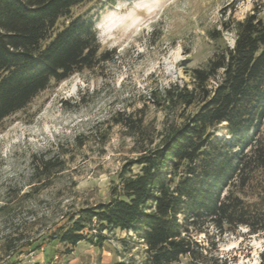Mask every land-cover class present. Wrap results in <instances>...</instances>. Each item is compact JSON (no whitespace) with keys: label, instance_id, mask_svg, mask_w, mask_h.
Masks as SVG:
<instances>
[{"label":"trees","instance_id":"obj_1","mask_svg":"<svg viewBox=\"0 0 264 264\" xmlns=\"http://www.w3.org/2000/svg\"><path fill=\"white\" fill-rule=\"evenodd\" d=\"M92 2L0 0V122L52 82L112 58L102 50L93 20L73 14L75 7ZM259 12L226 27L235 33L233 45L220 31L209 32L214 54L188 71L189 83L151 89L149 99L166 113L161 130L146 123L143 108L112 115L133 138L138 156L125 164L109 200L66 212L51 240L70 252L82 241L101 247L107 230H132L144 243L142 259L114 264H211L198 234L211 227L220 233L239 226L264 231V18ZM220 127L227 137L218 136ZM44 168H53L51 160Z\"/></svg>","mask_w":264,"mask_h":264},{"label":"rangeland","instance_id":"obj_2","mask_svg":"<svg viewBox=\"0 0 264 264\" xmlns=\"http://www.w3.org/2000/svg\"><path fill=\"white\" fill-rule=\"evenodd\" d=\"M254 10L264 18V0H95L75 7L74 15L93 20L112 58L52 82L0 122V264L142 259L144 243L132 230H107L101 247L82 241L70 252L50 234L66 212L109 200L125 164L138 156L112 115L143 108L146 123L161 130L166 113L149 99L151 89L189 83L188 71L214 54L209 32L233 45L226 27ZM218 136L227 131L220 127ZM48 159L53 168L42 170ZM196 238L211 264H259L264 251V231L246 226L223 233L211 227Z\"/></svg>","mask_w":264,"mask_h":264}]
</instances>
